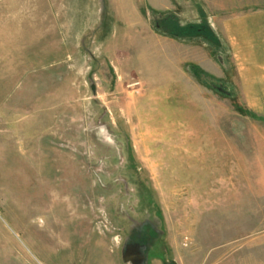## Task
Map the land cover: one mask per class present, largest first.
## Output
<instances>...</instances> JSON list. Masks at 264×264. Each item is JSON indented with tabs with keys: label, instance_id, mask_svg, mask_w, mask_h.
Instances as JSON below:
<instances>
[{
	"label": "rangeland",
	"instance_id": "374dc122",
	"mask_svg": "<svg viewBox=\"0 0 264 264\" xmlns=\"http://www.w3.org/2000/svg\"><path fill=\"white\" fill-rule=\"evenodd\" d=\"M261 12L0 0V264H264Z\"/></svg>",
	"mask_w": 264,
	"mask_h": 264
},
{
	"label": "crops",
	"instance_id": "0c3cea01",
	"mask_svg": "<svg viewBox=\"0 0 264 264\" xmlns=\"http://www.w3.org/2000/svg\"><path fill=\"white\" fill-rule=\"evenodd\" d=\"M251 18L250 23L247 19ZM256 19V20H255ZM236 24H241L242 33L230 34L238 53H251L252 55L264 56V14L247 16V18H237ZM246 24V25H244ZM229 25L223 24V32H227ZM246 49V50H244ZM259 69L264 70V58L259 59Z\"/></svg>",
	"mask_w": 264,
	"mask_h": 264
},
{
	"label": "flooded vegetation",
	"instance_id": "af4514ba",
	"mask_svg": "<svg viewBox=\"0 0 264 264\" xmlns=\"http://www.w3.org/2000/svg\"><path fill=\"white\" fill-rule=\"evenodd\" d=\"M150 230L148 231V235H149V240L151 241V239L154 237V235H153V233H154V230L152 229V228H149ZM148 240V242H149V248L151 249V244H152V242H151V244H150V241ZM133 246H135V247H133V248H136V250H134V253H133V251H132V249L130 248H127L128 250H129V252L128 253H126V254H128V258H126V259H128V261L131 263V264H148V259L145 257H143V251L145 250H147V246H145V244L144 243H142V241L141 242H138V243H136L135 245H133ZM149 249V250H150ZM126 257V256H125ZM147 257H148V255H147ZM147 259V260H146Z\"/></svg>",
	"mask_w": 264,
	"mask_h": 264
}]
</instances>
